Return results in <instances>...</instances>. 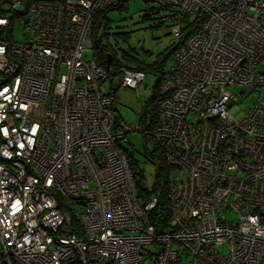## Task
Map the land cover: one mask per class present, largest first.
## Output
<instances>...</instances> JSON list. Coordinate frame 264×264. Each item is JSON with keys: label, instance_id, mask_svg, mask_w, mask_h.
Returning a JSON list of instances; mask_svg holds the SVG:
<instances>
[{"label": "built area", "instance_id": "obj_1", "mask_svg": "<svg viewBox=\"0 0 264 264\" xmlns=\"http://www.w3.org/2000/svg\"><path fill=\"white\" fill-rule=\"evenodd\" d=\"M121 0H0V264H264V1L149 0L176 36L154 138L165 153L172 227L150 220L114 112L116 72L95 57L96 13ZM20 22L28 39L16 42ZM91 51V58L85 53ZM121 87L145 72L121 67ZM239 89L246 90L238 91ZM61 201L79 211L82 236ZM227 245L228 256L221 253Z\"/></svg>", "mask_w": 264, "mask_h": 264}, {"label": "rangeland", "instance_id": "obj_2", "mask_svg": "<svg viewBox=\"0 0 264 264\" xmlns=\"http://www.w3.org/2000/svg\"><path fill=\"white\" fill-rule=\"evenodd\" d=\"M152 4H147L145 0H128L125 8L110 11L108 14L110 26L108 30L110 34L108 42L116 47L119 64L125 65L122 52L126 51L136 55L146 65L155 61L164 60V72L165 74H169L174 63V49L180 42V33L176 36L173 32L174 26H170L169 23H165L161 27L158 26L159 16L152 11ZM118 33L129 36L128 40L126 41L121 36H117ZM12 38L16 42L27 41V30L20 22L15 24ZM91 54V51H88L84 56L86 59H90ZM128 69L133 70L132 68ZM156 81L153 73H147L146 78L139 84L137 90L121 87V80L118 84L116 80H113L114 84L112 88L109 82L106 83L105 86L109 91L114 92V89L117 90L114 92L116 93L114 97L112 96L116 116L122 118L128 125L138 128L141 125L140 115L144 113L145 115L143 116L145 117L146 125L150 126L153 117L151 112L146 113L144 108L152 95ZM238 91L246 92L243 89H239ZM249 91L250 94L245 98H241L237 103L240 107V112L238 113L239 119L248 114L260 99L264 102V87L261 94L252 92L251 89ZM156 124L155 127L152 126L154 128L153 131L158 126ZM154 143L155 141L153 139H146L145 134L140 131L128 133L122 141V146L133 155L136 171L141 179L150 186L156 181L157 165L160 163V158L157 157L155 161H152L148 157L154 150ZM160 182L163 183V180L161 179ZM221 253L228 256L227 245L222 247ZM142 264L159 263L155 255H152V258L146 255L143 258ZM178 264H192L191 257L187 252L184 253Z\"/></svg>", "mask_w": 264, "mask_h": 264}, {"label": "trees", "instance_id": "obj_3", "mask_svg": "<svg viewBox=\"0 0 264 264\" xmlns=\"http://www.w3.org/2000/svg\"><path fill=\"white\" fill-rule=\"evenodd\" d=\"M33 1V0H28ZM147 4L151 3L149 0H145ZM128 0H121L120 3L114 7L107 8L105 10H101L95 15L94 23H93V29H92V44H93V50H94V55L95 57L100 61V63L104 66H107L106 60L108 55H112V62L109 65L112 69L115 70L116 75L114 76V81H117V84L120 82L122 79L119 69L120 67H128L132 68L135 70H139L142 72L147 73H153L156 77V84L153 89L152 95L150 99L147 101V105L144 108L145 112H151L152 114V123L150 126L146 125L145 122V115H140V126L142 127V132L145 134L146 139H153L155 141L154 143V150L148 155L150 160L155 161L158 158H160V163L157 165V175H156V181L155 183L150 186L147 183H145L138 172L136 171V164L133 161V155L132 153L129 152V150H126L125 147L124 149L126 150L127 157L130 161V164L132 166V169L135 174V179L136 183L139 189V193L144 199L149 200L152 199L153 197H156L158 199V205L156 208L152 211L150 220L152 223L155 225L156 230L158 233H164L168 231L173 225L171 223L170 219V214H171V204L169 201V187H168V175L170 172V167L166 161L165 158V153L162 148V146L156 142L154 138V131L153 127L158 125L159 123V109H160V103L161 101L165 98V95L162 94V87L163 84L165 83L168 75L170 74H165L164 72V65L163 62L164 60L160 61H155L150 63L149 65H146L142 61H140L136 55L130 54L126 51L122 52V56L125 59V65L124 64H119L117 58H118V53L116 50V47L112 46L108 40L110 34L108 33V30L110 29L109 26V18L108 14L110 11L114 9H123L127 6ZM152 11L154 14H157L160 16V12L155 6L151 7ZM159 19V17H158ZM202 17L200 15L197 16H183L181 20V32H180V42L174 49V54L176 50L185 43V41L193 35L196 30L197 26L200 23ZM172 26V25H170ZM117 36H121L124 40H128L129 36L125 34H120L118 33ZM171 72V71H170ZM114 84V82H113ZM112 90V89H111ZM116 93L111 91V96L114 97ZM150 107V108H149ZM143 117V118H142ZM157 119V120H156ZM152 127V128H151ZM163 180V183L160 182V180ZM85 205H81L79 203H75L74 207L70 205V203L63 202L61 201L60 209L65 210L69 209L70 213L72 214L73 218V223H74V228L76 232L82 236V228L80 226V220H79V211L84 210ZM147 257L152 258V253H147ZM156 255V254H154ZM76 262H68L65 264H74ZM171 264H178L176 263H171Z\"/></svg>", "mask_w": 264, "mask_h": 264}, {"label": "water", "instance_id": "obj_4", "mask_svg": "<svg viewBox=\"0 0 264 264\" xmlns=\"http://www.w3.org/2000/svg\"><path fill=\"white\" fill-rule=\"evenodd\" d=\"M111 62H112V55H108V56H107V60H106L107 65H110ZM116 91H117V90L114 89V92H116Z\"/></svg>", "mask_w": 264, "mask_h": 264}, {"label": "bare ground", "instance_id": "obj_5", "mask_svg": "<svg viewBox=\"0 0 264 264\" xmlns=\"http://www.w3.org/2000/svg\"><path fill=\"white\" fill-rule=\"evenodd\" d=\"M261 1V0H260Z\"/></svg>", "mask_w": 264, "mask_h": 264}]
</instances>
